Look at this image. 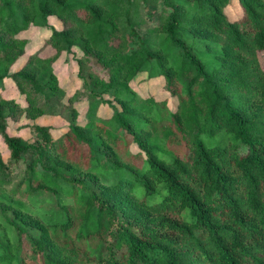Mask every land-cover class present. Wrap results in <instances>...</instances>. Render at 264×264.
I'll return each mask as SVG.
<instances>
[{
	"label": "trees",
	"instance_id": "trees-1",
	"mask_svg": "<svg viewBox=\"0 0 264 264\" xmlns=\"http://www.w3.org/2000/svg\"><path fill=\"white\" fill-rule=\"evenodd\" d=\"M31 27L50 34L28 55ZM260 52L264 0H0V91L26 103L0 93V264H264ZM159 78L174 108L133 88ZM43 115L65 131L8 133Z\"/></svg>",
	"mask_w": 264,
	"mask_h": 264
},
{
	"label": "rangeland",
	"instance_id": "rangeland-1",
	"mask_svg": "<svg viewBox=\"0 0 264 264\" xmlns=\"http://www.w3.org/2000/svg\"><path fill=\"white\" fill-rule=\"evenodd\" d=\"M226 14L231 20L239 17L241 15V8L238 5V3L233 2V4L226 9ZM50 23L55 28L60 27V23H58V21L55 18L50 19ZM49 34H50L49 30L34 28V27H31L29 30L21 33L20 37L28 40L27 54L29 55L31 52L39 50L43 46L44 41L49 37ZM53 52H54L53 48L47 46L40 52V56L46 57L48 55H51ZM74 54L72 55L68 53H62L61 56L53 65V69L56 78L58 80L59 87L64 90L67 96L73 95L74 92L80 87V81L77 78L78 67L76 62V58L80 54L76 49L74 50ZM258 57H259L260 65L264 69V52H260L258 54ZM26 58L27 55L19 59L16 66L20 67V65L23 64ZM5 86H7V88L0 91V93L4 97L13 98L22 105L26 104L25 99L22 98V96H20L19 94H17L16 90L12 86L10 87L9 80L5 82ZM162 86H163V79L159 78L153 80L152 82H147L144 80L140 83L134 84L133 88L142 97L153 96L158 101L167 99L169 107L174 108L176 104V99L172 97ZM86 105H87L86 103L75 102L74 107L79 113L77 122L80 123L84 122L83 113L86 110ZM99 113L101 116H109L110 110L107 109L106 107H101ZM33 124L52 127L53 134L56 136L57 134L65 131L68 123L62 117L56 115H43L33 120L22 118L21 121L19 122H13V121L9 122L8 133L12 136L22 135L28 138L29 132L27 128H25L24 126L33 125ZM0 154L3 155L5 159L8 157V151L1 138H0Z\"/></svg>",
	"mask_w": 264,
	"mask_h": 264
}]
</instances>
